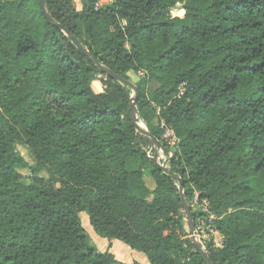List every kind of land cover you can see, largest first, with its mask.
<instances>
[{
    "label": "trees",
    "instance_id": "trees-1",
    "mask_svg": "<svg viewBox=\"0 0 264 264\" xmlns=\"http://www.w3.org/2000/svg\"><path fill=\"white\" fill-rule=\"evenodd\" d=\"M80 2L43 0L49 22L39 0H0V264H129L89 243L79 212L149 264H206L175 176L207 204L194 224L214 217L211 264H264V0ZM93 59L137 76V123L176 138L169 169L132 121L131 88Z\"/></svg>",
    "mask_w": 264,
    "mask_h": 264
},
{
    "label": "rangeland",
    "instance_id": "rangeland-1",
    "mask_svg": "<svg viewBox=\"0 0 264 264\" xmlns=\"http://www.w3.org/2000/svg\"><path fill=\"white\" fill-rule=\"evenodd\" d=\"M71 5L72 7L75 9V10H80L81 9V2L80 0H71ZM182 8V5L181 4H177L175 5L174 8L171 9V15L172 16H179V10ZM141 74V73H139ZM129 77H130V81L134 84V82L137 80V76L133 73H129ZM101 79H102V76L101 75H97L94 82L92 81L91 82V88L94 92L97 93L96 89L93 87V86H97L98 87V91L100 90L101 91V88L103 90V85L101 84ZM154 122L156 123V119H154ZM141 128L143 129H146V126L143 124V125H140ZM141 135H144L142 133H140ZM176 138L174 137V135L172 133H170L167 129L165 130V132L163 133L162 135V139L160 141H155V142H151V146L154 148V157L155 159L162 165L164 166L166 169H169L170 168V156L173 155V152L176 150ZM17 149L18 151L20 152V154L22 155V157L25 159V161L32 165L34 164V160L33 158L31 157L28 149L23 146V145H18L17 146ZM167 150V152H165ZM149 166L146 165L143 167V172H144V179L146 181V183L148 185L149 182L148 180L151 181V184L153 183L150 176L148 175V170H149ZM28 169L27 168H24V169H20L19 170V173L22 174L23 176H27L29 173H28ZM40 174L42 175H45L46 173L44 171L40 172ZM188 206H189V209L190 211H196V212H206L205 210V207L206 205H204V203L202 202H199L196 198V196L190 201V203H187ZM183 220H184V223L187 227V229L189 230V226H188V218H187V215H186V212L185 210L183 209ZM79 217H80V221H81V225L84 229V231L87 233V236H88V239H89V243L94 246L96 249L98 250H101L103 251L102 249V241L103 239H107V238H103L101 236H99L98 234H96V232L93 230L92 226L90 225L89 223V220H88V216L85 212H79ZM201 219V218H200ZM199 220V219H198ZM197 224H195V228H196ZM190 232V230H189ZM189 237L191 239H193V236L189 235ZM196 239H198L200 242L202 241L203 239V236H202V233L199 232L198 229H196ZM215 238L217 239V241L220 239L219 235H215ZM114 241H118V242H121L120 240H117V239H112ZM106 242V241H105ZM122 244H124L123 242H121ZM126 245V244H124ZM127 246V245H126ZM110 251L112 250L113 253H114V256H117V257H121L120 260H123L124 259H129V255H132L133 257V260H138L136 254H142L144 255L143 253L139 252V251H136V250H133L131 248H129L130 252H133V254H126V252H120L121 248H119L118 246L116 245H113L111 244L110 246ZM108 247V248H109ZM107 248V249H108ZM149 264V263H148Z\"/></svg>",
    "mask_w": 264,
    "mask_h": 264
},
{
    "label": "water",
    "instance_id": "water-1",
    "mask_svg": "<svg viewBox=\"0 0 264 264\" xmlns=\"http://www.w3.org/2000/svg\"><path fill=\"white\" fill-rule=\"evenodd\" d=\"M39 2H40V5H41L42 10L45 12V15H46L47 20L49 22H52L51 17L49 16V14L45 10L44 4H43V0H39ZM54 24L57 25L58 27H60L62 29V31L67 36H69L71 38L72 42H74L76 44V46L87 56V58H90L91 59V57H92L91 53L85 47H83L82 45H80L75 40V38L71 34H69V32L66 29H64L60 24H57V23H54ZM93 61L95 62V64L97 65V67L102 72H104L107 75L113 76L119 82H121L124 85L128 86L129 88H131V90L134 93V96H131V102H130V113H131L132 121L135 124V127H136L137 131H139L140 133H142L144 135H147L150 138L151 142H155L156 139L153 137V135H151V133L147 130V128L146 129H143V128H141L140 124L137 123V111H136V108H135V100L137 99L138 93H137V88H136L135 84H133L130 80L121 77L118 74H114V73L110 72L102 63H98L96 61V59H93ZM158 164L161 165L159 162H158ZM171 176L174 177L173 175H171ZM175 178L178 181V190H179L180 197H181V203H182L183 209L185 210L186 215H187V218H188V226H189L190 233L193 236V239H192L193 240V243L195 244L196 249L200 252L201 256L203 257V259L205 261V263L206 264H211V262L209 261V258L207 256L204 248L201 246L199 240L195 238L196 237V228H195V224H194L193 219H192L191 211L189 209V206L187 204V201H186V198H185V195H184L182 180H181L180 177H176L175 176Z\"/></svg>",
    "mask_w": 264,
    "mask_h": 264
},
{
    "label": "built area",
    "instance_id": "built-area-1",
    "mask_svg": "<svg viewBox=\"0 0 264 264\" xmlns=\"http://www.w3.org/2000/svg\"><path fill=\"white\" fill-rule=\"evenodd\" d=\"M112 1H114V0H97L95 6L98 7L102 4L111 3ZM179 93L180 94L182 93V89ZM167 130L170 133H172V131L169 128H167ZM203 203H204V205H206L205 210L207 212V204H206V202H203ZM213 218H214L213 215H210L207 220H205L203 218H201V219L199 218V220L196 223L197 224L196 229H198L199 232L202 233V236H203L202 241L201 242L199 241V242L204 249H205L206 241H208L210 239L213 241V244L215 247H221V244H222V237L215 230V228L213 227V225L211 223V219H213ZM215 235H219L220 239L218 241L215 238Z\"/></svg>",
    "mask_w": 264,
    "mask_h": 264
},
{
    "label": "crops",
    "instance_id": "crops-1",
    "mask_svg": "<svg viewBox=\"0 0 264 264\" xmlns=\"http://www.w3.org/2000/svg\"><path fill=\"white\" fill-rule=\"evenodd\" d=\"M94 82V81H93ZM95 89H96V91H97V93H99L100 92V90L98 91V87L97 86H93ZM101 91H103L102 90V88H101ZM102 241V244H101V246H102V249H103V251L104 250H106L111 244H113V245H116V246H118L119 248H121V250H120V252H126V254H133V252H130V250H129V248L126 246V245H124V244H122L121 242H118V241H114V240H108V239H103V240H101ZM106 241V242H105ZM109 249V251H110V247L108 248ZM98 250V249H97ZM99 251H101V250H99ZM111 252L113 253V251L111 250ZM114 254V253H113ZM136 256H137V258H138V260H137V262H139L140 264H148V261H147V258H146V256L145 255H142V254H136ZM116 257V259H118V260H120L121 259V257H117V256H115ZM120 258V259H119ZM120 261H123V260H120ZM133 261H136V260H133V257H132V255H129V259H124V261L123 262H126V263H132Z\"/></svg>",
    "mask_w": 264,
    "mask_h": 264
},
{
    "label": "bare ground",
    "instance_id": "bare-ground-1",
    "mask_svg": "<svg viewBox=\"0 0 264 264\" xmlns=\"http://www.w3.org/2000/svg\"><path fill=\"white\" fill-rule=\"evenodd\" d=\"M139 124H140V125H143V123H142V122H140Z\"/></svg>",
    "mask_w": 264,
    "mask_h": 264
}]
</instances>
